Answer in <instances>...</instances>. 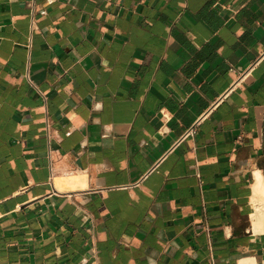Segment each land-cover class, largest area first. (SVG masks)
Masks as SVG:
<instances>
[{
	"label": "crops",
	"instance_id": "crops-1",
	"mask_svg": "<svg viewBox=\"0 0 264 264\" xmlns=\"http://www.w3.org/2000/svg\"><path fill=\"white\" fill-rule=\"evenodd\" d=\"M263 50L264 0H0V264H264Z\"/></svg>",
	"mask_w": 264,
	"mask_h": 264
},
{
	"label": "bare ground",
	"instance_id": "bare-ground-1",
	"mask_svg": "<svg viewBox=\"0 0 264 264\" xmlns=\"http://www.w3.org/2000/svg\"><path fill=\"white\" fill-rule=\"evenodd\" d=\"M255 173H256L257 180L254 184V194L253 195H254V201L256 202V205H257V208H256L257 214L255 216H259L264 211V183L262 180L261 172L257 171Z\"/></svg>",
	"mask_w": 264,
	"mask_h": 264
},
{
	"label": "built area",
	"instance_id": "built-area-1",
	"mask_svg": "<svg viewBox=\"0 0 264 264\" xmlns=\"http://www.w3.org/2000/svg\"><path fill=\"white\" fill-rule=\"evenodd\" d=\"M260 55H261V56L264 55V50L261 52ZM232 69H234V68H232ZM25 75H26V77L29 79V81H30V83L33 85V87L36 88L37 92H38L39 94H41V95L43 96L44 100H45V99H46L45 94L42 92V90L39 88V86H38L37 84H35V83L33 82V80L30 78V76H29V69H27ZM161 114H162V116H163L164 118H168V117H169L168 114H167V112L164 110V108L161 109ZM45 120H46L47 126H49V125H50V122H49V115H48V114H46V116H45ZM195 126H196V123L193 124L192 126H190V127L187 129V131L185 132L184 136H186V135H190V134H194V133H195V130H196V127H195Z\"/></svg>",
	"mask_w": 264,
	"mask_h": 264
}]
</instances>
